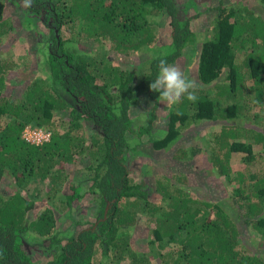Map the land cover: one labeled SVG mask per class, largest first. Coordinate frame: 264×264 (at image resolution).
<instances>
[{"label":"trees","instance_id":"trees-1","mask_svg":"<svg viewBox=\"0 0 264 264\" xmlns=\"http://www.w3.org/2000/svg\"><path fill=\"white\" fill-rule=\"evenodd\" d=\"M11 1L22 11V25L40 33L43 24L48 39L44 46L42 41L34 46L41 55L35 70L43 74L33 72L21 93L7 88L6 72L13 69V58L0 53V181L10 176L16 186L11 194H0V264H36L23 244L22 233L29 225L56 249L40 264H264V171L248 167L232 176L230 165L232 152L239 153L246 165L264 163L263 13L250 4L226 0L206 7L203 13L210 18L195 59L203 83L195 89L198 100L193 103L182 97L168 107L166 130L154 137L159 92L151 91L149 84L160 59L174 64L184 48L196 42L191 23L204 15L197 9L199 0H31L29 7L23 6V0ZM257 1L264 6V0ZM3 7L0 1V47L15 27L3 16ZM164 13L169 31L160 41L164 35L158 19ZM82 38L107 43L121 54L149 52L147 70L137 80L134 70L112 63L105 52L80 54L65 45ZM239 48L245 50L240 57ZM143 94L154 103L150 120L134 130L129 109ZM250 102L259 105L256 126L243 127L241 119ZM57 114H62L64 130L53 126ZM83 122L91 128L87 139L79 130ZM196 123L214 126L206 134L204 151L218 176L237 181L231 200L202 198L191 192L185 175L163 173L154 185L163 203H150V187L129 176L133 149L127 133H146L154 148L167 149L182 128ZM26 124L47 126L49 139L26 141L21 137ZM196 149L201 147L191 148ZM187 152L177 147L170 155L179 158ZM80 155L91 160L85 164L91 172L89 183L81 191V179L67 182L71 192L65 195V205L70 211L75 198L90 193L96 202L94 221L76 220L77 231L60 236L51 202L27 224V212L38 195L21 190L43 180L55 189L60 178L66 182L65 165L75 163ZM140 221L149 229L142 250L133 246L130 232Z\"/></svg>","mask_w":264,"mask_h":264},{"label":"rangeland","instance_id":"rangeland-1","mask_svg":"<svg viewBox=\"0 0 264 264\" xmlns=\"http://www.w3.org/2000/svg\"><path fill=\"white\" fill-rule=\"evenodd\" d=\"M0 1L4 3L2 12L3 16L5 18H9L15 26L14 30L4 37L3 44L0 47V53L2 55L6 57V54L8 53L9 57L13 58L10 59L12 60L13 69H9L8 72H6L7 88L11 92L17 91V93H21L25 85L32 78V74L36 73L40 76L43 74V70L40 71V69H38L39 72L35 70V68H37V62L41 59V55L38 57L37 49L35 50L34 46H36L35 41H42L41 46H44L45 40L48 39L47 29L43 24L40 25V23H38L41 28L40 33H37L34 27H25L22 25V11L18 9L17 5L11 0ZM176 1L178 2L179 0ZM215 1L216 0H211L202 4V1L199 0L197 9H201L202 14H204L203 12L207 10L206 7L214 5ZM226 1L230 4H250V6L264 15V6L259 5L257 0ZM188 3L191 4L189 1ZM202 8L205 9L202 10ZM209 18V16L204 14L192 21L191 26L197 33L196 42L193 45H187L183 50V54L174 63L178 64L182 68L186 76L196 82L197 87L203 86V83H201V80L197 75L195 59L201 40L204 38L203 35H205V33L203 31L206 28ZM168 21V16L165 13L158 19L161 32L164 35L163 37L160 35V41L167 39L169 31ZM63 34L70 36L68 31H65ZM104 44L105 45L99 44V42L92 41L90 39L87 40L82 38L77 42H73L71 40L65 45L72 48L74 52L80 54L85 53L97 56V53L100 54L105 52L106 57L109 58L112 63L119 65L122 68L134 70L137 80L147 70L146 65L151 53L141 52L121 54L110 49L107 43ZM244 52V49L239 48L238 56H242ZM210 91L211 90H209V92ZM153 104L154 103L151 98L146 94L140 95L131 104L129 115L132 119L134 130L138 125L147 124L149 122L150 119L148 112ZM258 109V104L252 102L249 103L246 109V115L241 119L243 127L248 125L256 126L254 118ZM167 112L168 107L165 106L159 99L158 105L154 110L155 116L152 120V134L154 137H159L164 134L168 120ZM61 115L62 114H57L55 116L53 126H55L56 129L59 128L60 130H64L66 125L62 126L60 124ZM83 124L84 127L79 130L84 132L87 139L88 135L91 133V128L84 122ZM213 129L214 126L204 123H202V125L196 123L195 125H189L182 128L179 137H177L176 141L167 149L154 148L151 142H149L148 135L146 133H142L139 136L134 131L127 133L129 145L133 149L130 151L128 158L130 166L129 176L131 180L144 181L148 188L150 187L148 195L150 203L153 201L163 203L160 196L154 190L155 179L160 177L163 173H167L169 175H185L187 177L186 179H188V185L191 186V192L193 194L200 195L202 198H213L219 203L229 202V200H231V188L236 185L237 181H228V179L218 176L209 164V153L204 151V146L207 147L206 141L208 135L206 134H209ZM245 140L248 141L247 139ZM177 147L187 148V155L184 157L173 158L170 154ZM193 147H201V150H191ZM254 149L257 150L260 149V147L258 145H254ZM78 158L82 159V161L79 162ZM78 158L75 163H68L65 165L66 170L64 172L67 175L66 182L64 181L65 183H61L60 178L57 181L58 185H55V189L47 186V182L43 180V182L32 181L28 184V186L21 190L22 194L25 195L30 193L38 195L35 199L34 207L27 212V224H29V219L34 218L39 211L45 208V206H50L51 202L53 203V210L56 217V227L60 236L67 233V231H77L78 228L74 227L76 220H82L83 222L86 221V224L88 221H94L96 217V202L93 200L90 193L83 192L84 194L82 196L75 198L72 201L71 206H69L70 211H67V206L65 205V195L71 192V189L67 186V182L75 183L81 179V183L84 187L81 191H84L89 183V175L91 172L85 164L88 160H90V158L87 155L85 157L80 155ZM262 162L263 160L261 162L252 161V163L246 165L242 161L239 153L232 152L230 160L231 175L235 176L236 171L238 170L247 171L248 167L255 171L260 169L264 171V163L261 164ZM59 183H61L62 186ZM186 189L188 188L186 187ZM15 190L16 186L12 177L7 176L0 181V194L6 196ZM140 203L144 204L145 200L140 199ZM146 228L147 226L144 221H140L138 225L136 224L130 228L133 246L139 250H142L147 246L146 233L149 229ZM251 237L254 236L247 235V238ZM22 238L26 251L31 255L36 264H40L55 255L56 249L54 246L50 245L49 239L39 234L34 227L29 225L27 230L22 233ZM99 256L100 253H97L96 258ZM105 264H127V262L121 261V263H119L107 261Z\"/></svg>","mask_w":264,"mask_h":264},{"label":"clouds","instance_id":"clouds-1","mask_svg":"<svg viewBox=\"0 0 264 264\" xmlns=\"http://www.w3.org/2000/svg\"><path fill=\"white\" fill-rule=\"evenodd\" d=\"M30 4L31 0H23L24 7ZM196 87V82L186 76L178 64H170L166 59L159 60L157 75L149 84V89L159 92L160 101L169 108L179 103L182 97L195 103L198 100Z\"/></svg>","mask_w":264,"mask_h":264},{"label":"built area","instance_id":"built-area-1","mask_svg":"<svg viewBox=\"0 0 264 264\" xmlns=\"http://www.w3.org/2000/svg\"><path fill=\"white\" fill-rule=\"evenodd\" d=\"M50 134L51 130L47 126L32 124H26L21 131V137L32 143H40L48 140Z\"/></svg>","mask_w":264,"mask_h":264},{"label":"crops","instance_id":"crops-1","mask_svg":"<svg viewBox=\"0 0 264 264\" xmlns=\"http://www.w3.org/2000/svg\"><path fill=\"white\" fill-rule=\"evenodd\" d=\"M202 2H204V1H202ZM202 2H201V3H202ZM202 4H203V3H202Z\"/></svg>","mask_w":264,"mask_h":264}]
</instances>
